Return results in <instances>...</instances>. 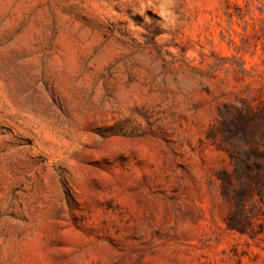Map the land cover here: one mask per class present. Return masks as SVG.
I'll return each mask as SVG.
<instances>
[{"label": "rangeland", "instance_id": "obj_1", "mask_svg": "<svg viewBox=\"0 0 264 264\" xmlns=\"http://www.w3.org/2000/svg\"><path fill=\"white\" fill-rule=\"evenodd\" d=\"M0 264H264V0H0Z\"/></svg>", "mask_w": 264, "mask_h": 264}, {"label": "trees", "instance_id": "obj_2", "mask_svg": "<svg viewBox=\"0 0 264 264\" xmlns=\"http://www.w3.org/2000/svg\"><path fill=\"white\" fill-rule=\"evenodd\" d=\"M240 217L242 219H235L234 217L230 218L228 222V228L230 229H239L243 228L244 225L250 224L251 221V213L245 209V205L242 203L240 208Z\"/></svg>", "mask_w": 264, "mask_h": 264}]
</instances>
